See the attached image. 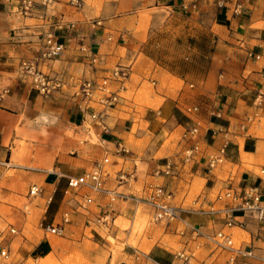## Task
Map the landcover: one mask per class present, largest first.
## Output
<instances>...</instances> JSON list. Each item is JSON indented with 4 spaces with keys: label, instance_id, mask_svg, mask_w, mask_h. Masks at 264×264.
<instances>
[{
    "label": "crops",
    "instance_id": "0c3cea01",
    "mask_svg": "<svg viewBox=\"0 0 264 264\" xmlns=\"http://www.w3.org/2000/svg\"><path fill=\"white\" fill-rule=\"evenodd\" d=\"M130 2L137 12L149 7L157 17L172 13L192 21L189 30L212 35L220 64L200 79L178 75L154 63L145 39L129 36L138 26L126 31L112 14L103 27L58 14L61 24L55 17L46 29H55L65 49L44 70L79 83L131 65L119 103L104 117L105 130L79 107L72 87L45 96L20 75V62L41 49L33 26L40 21L21 19L12 0H0V166L8 163L30 187H42L20 228L3 233L7 256L0 249V264H185L176 257L184 247L195 252L188 264H227L233 251L216 249L208 239L220 230L232 235L236 248L251 251L236 264H264V218L235 211L245 226L226 227L225 210L232 203L218 198L229 186L259 185L264 191V0ZM109 9L118 16V5ZM95 15L103 17L101 10ZM93 55L97 62L91 64ZM194 105L199 110L188 112ZM196 126L195 136L189 130ZM226 141L227 160L209 172L208 156ZM194 144L199 151L185 163V150ZM106 156L105 187L126 198L111 202L96 193L86 204L82 190L68 188L67 177L92 170ZM169 161L172 173L157 174ZM156 184L171 193L180 220H152L146 199ZM66 211L72 221L63 233L47 232ZM194 227L203 234L192 233Z\"/></svg>",
    "mask_w": 264,
    "mask_h": 264
},
{
    "label": "built area",
    "instance_id": "2783aa9c",
    "mask_svg": "<svg viewBox=\"0 0 264 264\" xmlns=\"http://www.w3.org/2000/svg\"><path fill=\"white\" fill-rule=\"evenodd\" d=\"M15 6V13L21 19H36L40 23L33 24L37 35L42 39L41 49L36 57L23 59L19 64V72L23 78L29 79L32 85L43 95L51 96L54 93H64L68 87L73 88L72 97L78 103L79 107L85 112H89L92 121L96 125H101L106 130L107 127L103 120L106 115L119 103L121 92L126 89L127 81L131 74V65H117L108 74L104 76H96L88 79L80 80L79 83L70 81L64 74H52L51 72L42 68L43 64L57 58L65 49L64 43L61 41L59 35L56 34L55 29L47 30L48 23H53L55 13L50 12V5L60 0H12ZM71 5L78 7L82 0H69ZM61 24L62 17H58ZM65 20V19H64ZM95 25H102L101 20H95ZM85 50L91 52L90 48ZM91 64L97 62V57H91ZM1 98V93H0ZM96 105H100L101 109L97 110ZM199 110L198 105L187 108L188 112H196ZM250 118H248V121ZM245 128V123L241 125ZM223 131V129H219ZM199 131L198 126L189 130L192 135H197ZM229 142H225L221 148L211 153L207 158V169L211 172L220 164L227 160V150ZM199 151V145L194 144L187 148L184 153L183 161L189 162L194 159L195 154ZM110 162L109 156H106L102 161L98 162L96 166L82 175L68 176V188L75 191H83L86 204H91L94 201L93 194L102 193L110 198L111 202H115L120 198H126L120 192L111 190L105 187V181L108 176L106 166ZM9 167V164L6 163ZM173 171V163L169 161L165 169L157 170V174H171ZM261 174L264 176V168L261 169ZM123 176H121V180ZM42 192V187L33 185L29 189V196L35 197ZM264 191L259 185H250L244 189H237L232 186L226 187L218 194L219 199H227L231 201L232 206L225 210L226 227H244L245 223L237 221L234 217L235 211L244 213H251L258 219L264 218V206L262 205ZM171 193L163 185L156 184L152 187L146 201L150 204L153 211V219L155 221L166 222L172 220H180L181 214L179 208L172 204ZM139 199V198H138ZM110 213L107 214L109 216ZM108 217H104V222L108 221ZM72 221V213L66 211L62 214L60 222L51 224L45 227L47 232L61 235L69 223ZM15 232L16 229H11ZM192 233L196 236L203 233L199 228H192ZM209 241L220 250H232L234 255L230 257L227 264H236L238 257L251 256V251L245 247L236 248L234 246V239L230 233L223 230L216 232L212 236H208ZM1 255L7 256V251L1 249ZM195 256V252L188 247L182 248L176 257L183 259L185 264L189 263V258Z\"/></svg>",
    "mask_w": 264,
    "mask_h": 264
},
{
    "label": "rangeland",
    "instance_id": "374dc122",
    "mask_svg": "<svg viewBox=\"0 0 264 264\" xmlns=\"http://www.w3.org/2000/svg\"><path fill=\"white\" fill-rule=\"evenodd\" d=\"M111 1L113 3H110ZM111 4L118 5V11L116 10L118 16L109 9ZM148 8L144 7L142 12L134 11L130 0H82L78 7L71 5L69 0H60L50 5V12L65 15L66 21L75 23L87 21L89 24H94L95 20H101L102 27L105 26V21L119 18L121 26L126 31H131L136 25L137 33L129 36L142 41L145 39V52L154 63L178 75H189L194 79H200L209 70L219 68L220 62L214 58L216 43L213 42L212 35L201 29L189 30L193 25L192 21L182 16L171 13L166 17L162 15L157 17L149 14L151 12L147 10ZM97 10H101L103 17L96 18ZM111 14L112 18L106 17ZM134 15H137V19L131 18ZM175 84L176 78L173 79V86ZM29 189V184L25 182L19 170L15 167L8 168L6 165L0 166V249H2L3 233L13 228H20L24 220L23 213L28 210V204L33 198L29 196ZM139 218L141 219L140 216ZM152 220L159 222L155 221L153 216ZM162 223L166 221L163 220ZM138 228L136 224L134 231ZM49 236L60 239L51 234Z\"/></svg>",
    "mask_w": 264,
    "mask_h": 264
}]
</instances>
